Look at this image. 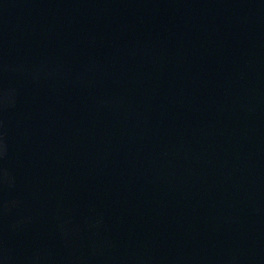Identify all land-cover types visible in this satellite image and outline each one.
<instances>
[{
	"label": "water",
	"instance_id": "water-1",
	"mask_svg": "<svg viewBox=\"0 0 264 264\" xmlns=\"http://www.w3.org/2000/svg\"><path fill=\"white\" fill-rule=\"evenodd\" d=\"M0 264H264V0H0Z\"/></svg>",
	"mask_w": 264,
	"mask_h": 264
}]
</instances>
